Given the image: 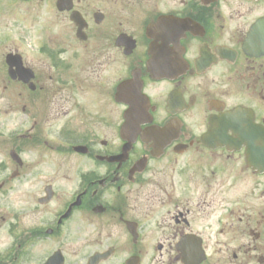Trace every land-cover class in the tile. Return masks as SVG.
<instances>
[{
	"label": "flooded vegetation",
	"instance_id": "obj_1",
	"mask_svg": "<svg viewBox=\"0 0 264 264\" xmlns=\"http://www.w3.org/2000/svg\"><path fill=\"white\" fill-rule=\"evenodd\" d=\"M0 24L24 49L0 264H264V0H0Z\"/></svg>",
	"mask_w": 264,
	"mask_h": 264
},
{
	"label": "rangeland",
	"instance_id": "obj_2",
	"mask_svg": "<svg viewBox=\"0 0 264 264\" xmlns=\"http://www.w3.org/2000/svg\"><path fill=\"white\" fill-rule=\"evenodd\" d=\"M3 24H7V21L4 20L2 22ZM0 31H2V35H0V41H3L4 45H6V49L4 51H2L0 49V65H2V60H3V56L8 52V50L13 49L12 45L13 42L14 44L19 47L20 51H24L23 49V45L21 44V39L19 36H13V38H11V35L9 36L8 33H6L0 24ZM5 41V42H4ZM11 91H9L8 93H10ZM13 107V109L15 110H20L21 106H22V102H11L10 100H8V97L5 96L3 99L0 100V160L4 159V156H7V152L6 149L7 146L5 145V136L7 135V124H6V118L3 116V112L9 107L11 106ZM3 137V138H2ZM35 156L37 154L40 155V157H54V155L48 151V150H44V149H39L37 152H34Z\"/></svg>",
	"mask_w": 264,
	"mask_h": 264
},
{
	"label": "water",
	"instance_id": "obj_3",
	"mask_svg": "<svg viewBox=\"0 0 264 264\" xmlns=\"http://www.w3.org/2000/svg\"><path fill=\"white\" fill-rule=\"evenodd\" d=\"M9 61V58H7V62Z\"/></svg>",
	"mask_w": 264,
	"mask_h": 264
}]
</instances>
